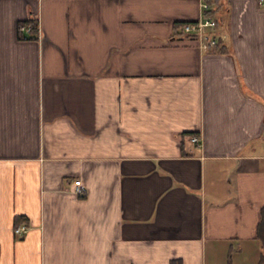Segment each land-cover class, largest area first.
<instances>
[{
    "label": "crops",
    "instance_id": "0c3cea01",
    "mask_svg": "<svg viewBox=\"0 0 264 264\" xmlns=\"http://www.w3.org/2000/svg\"><path fill=\"white\" fill-rule=\"evenodd\" d=\"M224 1L226 51L205 0H0V264H257L264 6Z\"/></svg>",
    "mask_w": 264,
    "mask_h": 264
},
{
    "label": "trees",
    "instance_id": "16d2710c",
    "mask_svg": "<svg viewBox=\"0 0 264 264\" xmlns=\"http://www.w3.org/2000/svg\"><path fill=\"white\" fill-rule=\"evenodd\" d=\"M207 2L208 7L203 10V14L207 17H212L216 21V28L219 29L224 23L225 19V13L227 11V6L225 4L224 0H205ZM21 23L30 24L32 26V29L29 32H25L18 28V37L21 39H27V38H37V23L35 18H29L24 21H20ZM183 22H176V28L180 27ZM182 32V31H181ZM188 36H193L191 34H186ZM222 35L217 33V43L211 47L212 50L217 51H226L227 46L223 42ZM223 42V43H222ZM18 220L23 219V217L18 216L16 217ZM256 238L259 241L260 245V252H259V258L257 264H264V204L262 205L260 209V216L257 223V229H256ZM169 264H182V259L180 257L172 258L169 262ZM227 264H231V255L228 254L227 256Z\"/></svg>",
    "mask_w": 264,
    "mask_h": 264
},
{
    "label": "built area",
    "instance_id": "2783aa9c",
    "mask_svg": "<svg viewBox=\"0 0 264 264\" xmlns=\"http://www.w3.org/2000/svg\"><path fill=\"white\" fill-rule=\"evenodd\" d=\"M259 2L264 6V0H259ZM203 9L208 7L207 2H202ZM37 27V34L38 31V23ZM18 28L25 32H29L32 29L30 24L19 23ZM216 29V21L212 17H203L196 21H185L181 25V31L184 34H191L197 36L200 41V46L203 49H211L217 43V34L214 32ZM191 141L196 144H199V137L197 135L191 136ZM74 187L73 191L76 195L82 197L85 194V187L81 181V179H75L73 181ZM29 226L26 223H19L13 227V232L17 236H21L25 234L28 230Z\"/></svg>",
    "mask_w": 264,
    "mask_h": 264
}]
</instances>
